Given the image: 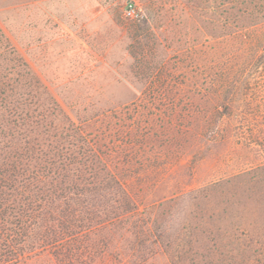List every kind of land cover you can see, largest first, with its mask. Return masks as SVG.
Wrapping results in <instances>:
<instances>
[{
    "label": "trees",
    "instance_id": "16d2710c",
    "mask_svg": "<svg viewBox=\"0 0 264 264\" xmlns=\"http://www.w3.org/2000/svg\"><path fill=\"white\" fill-rule=\"evenodd\" d=\"M212 1L219 61L161 57L144 20L130 78L96 61L50 79L0 25V264H264V161L147 202L182 155L264 136V0Z\"/></svg>",
    "mask_w": 264,
    "mask_h": 264
},
{
    "label": "rangeland",
    "instance_id": "374dc122",
    "mask_svg": "<svg viewBox=\"0 0 264 264\" xmlns=\"http://www.w3.org/2000/svg\"><path fill=\"white\" fill-rule=\"evenodd\" d=\"M14 1L0 0V7L5 6L0 9V25L11 37L17 34L18 26L23 27V32L16 35L20 39L13 37L14 43L28 44L35 69L41 71L42 67V73L50 79L80 76L83 64L96 61L111 65L119 77L130 78L133 61L127 49L133 43L134 26L144 20L152 23L155 39L143 43H162L158 53L161 57L179 53L184 58L189 49L197 48L201 51L200 64L204 65L211 58L219 61L222 56L223 44L209 35L211 22L219 19L212 0H35L10 11L7 5ZM129 4L137 9L135 19L126 16ZM215 33L219 35L218 31ZM89 76L102 77L103 73L96 71ZM72 89L84 99L95 95L99 87H81L76 83ZM107 92L114 94L115 89L109 87ZM255 141L251 151L243 144H219L212 153L204 150L197 158L190 153L182 155L164 173L160 191L149 196L147 202L170 191L204 187L264 161V136L258 135ZM147 264L170 262L161 253Z\"/></svg>",
    "mask_w": 264,
    "mask_h": 264
},
{
    "label": "built area",
    "instance_id": "2783aa9c",
    "mask_svg": "<svg viewBox=\"0 0 264 264\" xmlns=\"http://www.w3.org/2000/svg\"><path fill=\"white\" fill-rule=\"evenodd\" d=\"M126 16L132 18V19H135L138 17V14H137V9L135 7V5L133 4H129L127 6V9H126Z\"/></svg>",
    "mask_w": 264,
    "mask_h": 264
}]
</instances>
